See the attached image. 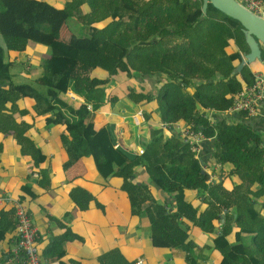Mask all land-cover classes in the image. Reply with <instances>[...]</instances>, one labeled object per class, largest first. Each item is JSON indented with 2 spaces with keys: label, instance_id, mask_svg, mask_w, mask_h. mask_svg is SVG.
I'll return each instance as SVG.
<instances>
[{
  "label": "trees",
  "instance_id": "obj_1",
  "mask_svg": "<svg viewBox=\"0 0 264 264\" xmlns=\"http://www.w3.org/2000/svg\"><path fill=\"white\" fill-rule=\"evenodd\" d=\"M202 8L203 0H67L63 8L47 0H0V31L6 41V49L0 47V133L12 137L39 166L45 155L30 138L31 124L17 122L14 112L48 116L47 127L65 123V167L90 158L103 179H122L133 215L144 213L151 223L154 247L178 249L188 264L207 262L190 238L192 229L199 228L213 238L211 249L222 256L220 264H264V139L237 117L228 120L226 113L234 96L253 83L250 65L234 74L241 52L250 49L240 22L211 3L205 15ZM65 25L86 45H68L61 38ZM32 42L48 47L50 55L40 77L21 84L15 80L27 63L7 61L6 51L26 53ZM230 44L239 50L228 54ZM124 77L135 84L127 98L143 107V123L151 132L150 142L136 154L120 144L115 125L97 129L94 121L103 107L119 102L115 91ZM25 100L32 102L28 111L18 107ZM151 119L171 127L184 123L202 133L212 141L221 171L204 169L188 144ZM139 168L165 194L175 196V209L136 182ZM71 197L83 211L96 201L84 188L73 189ZM8 224L17 231L11 212L0 220V241ZM64 244L56 238L45 249V259H58ZM100 259L102 264H137L118 250Z\"/></svg>",
  "mask_w": 264,
  "mask_h": 264
},
{
  "label": "crops",
  "instance_id": "obj_2",
  "mask_svg": "<svg viewBox=\"0 0 264 264\" xmlns=\"http://www.w3.org/2000/svg\"><path fill=\"white\" fill-rule=\"evenodd\" d=\"M73 43L78 45L81 42ZM230 45L232 48H229ZM230 45L226 49L228 54L239 50L235 45ZM0 47L6 49V41L1 31ZM43 52L41 48L36 49L29 43L26 53L6 51V58L9 62L15 61L16 66L27 63L22 69L23 75H29V78L34 74L37 76L35 80L42 74L43 61L49 57L44 58ZM244 55L241 52V57ZM256 63L250 65L253 76L262 74L253 69ZM240 64L241 62L235 64L236 69ZM123 82L127 84V89L124 88L122 95L115 92L120 99L119 102L112 108L107 106L102 109L105 115L111 116L115 108L120 119V122L115 124L120 144L130 153L136 154L143 150V145L150 142L151 132L143 123L145 117L143 107L137 106L127 98V91L134 83L127 77L123 78ZM146 84L154 88L150 80H146ZM31 106L32 102L29 100L18 104L21 110L27 111ZM4 113H10V109ZM140 113L141 117L138 116ZM14 115L17 122L25 120L31 124L30 138L42 149L45 161L36 166L31 158L22 154L20 146L12 137L0 133V197L7 201L0 204V220L10 212L16 217L15 203L23 204L37 229V244L41 249L44 264H59L60 261L67 264H102L101 256L115 250H118L128 262L142 259L145 264H188L186 254L178 249L153 246L151 223L144 213L139 216L133 215L130 197L123 189L122 179H103L90 158L82 159L69 168L65 167L68 154L63 136L67 135V124L47 127L48 116L32 117L28 113H19L18 109ZM239 115L223 117H227L228 120L237 117L236 120L250 125L264 139V103L254 117L246 116L241 119ZM129 116L136 131L134 136L125 126L128 124ZM151 123L157 127L161 126L160 121L155 119H151ZM138 124L139 127L135 128ZM211 142L206 140L201 144L196 158L201 161L204 169L215 168L219 172L221 169L215 165ZM43 173L46 174L44 178ZM135 177L137 183L149 187L160 204L167 205L169 210L175 209V196L167 195L159 189L144 169H137ZM214 177L212 175V182ZM75 188H84L95 197L96 201H92L85 211L80 210L71 197V192ZM149 204L147 202L145 207ZM6 230V238L0 241V264H8L3 260L6 255L12 253L18 241L17 232L12 230L11 225L8 224ZM56 238L65 240L63 252L56 260L45 259V249ZM190 238L202 249L200 255L208 257L207 262L202 259V264L221 263L222 256L211 249L213 238L210 235L204 234L199 228H194Z\"/></svg>",
  "mask_w": 264,
  "mask_h": 264
},
{
  "label": "built area",
  "instance_id": "obj_3",
  "mask_svg": "<svg viewBox=\"0 0 264 264\" xmlns=\"http://www.w3.org/2000/svg\"><path fill=\"white\" fill-rule=\"evenodd\" d=\"M247 10L257 16L264 15V2L262 0H236ZM73 100L81 101L82 98L74 93H70ZM264 103V75L255 74L253 83L245 85L243 89L234 96L232 106L226 111L227 115L243 114L247 117H254L258 109ZM91 109V107H89ZM142 116V113L140 115ZM138 119V118H137ZM163 129H172L179 138L188 144L192 151L199 153L201 144L206 140L202 133H196L187 127L186 124L178 123L172 125L161 124ZM7 202L4 197H0V204ZM16 205L17 220V244L8 258V264H44L41 249L37 244V229L27 208L21 203ZM137 264H145L142 259Z\"/></svg>",
  "mask_w": 264,
  "mask_h": 264
},
{
  "label": "water",
  "instance_id": "obj_4",
  "mask_svg": "<svg viewBox=\"0 0 264 264\" xmlns=\"http://www.w3.org/2000/svg\"><path fill=\"white\" fill-rule=\"evenodd\" d=\"M262 1L264 2V0ZM209 3L226 16L240 22L244 27L243 33L250 53L242 57L241 64L237 67L234 74L240 73L247 65L262 61L264 15L263 17L255 15L236 0H203L202 12L204 15L208 11Z\"/></svg>",
  "mask_w": 264,
  "mask_h": 264
},
{
  "label": "rangeland",
  "instance_id": "obj_5",
  "mask_svg": "<svg viewBox=\"0 0 264 264\" xmlns=\"http://www.w3.org/2000/svg\"><path fill=\"white\" fill-rule=\"evenodd\" d=\"M49 2H56V6L59 7V8H63L66 1L67 0H58L55 1V0H47ZM215 17L217 18H220L221 16L217 13L214 14ZM61 38L68 44L70 45L71 43H73L74 41H76V37H74L68 30L67 26L65 25L63 27V30L61 32ZM82 43V42H81ZM31 45H33L34 48L36 49H42L44 52H43V56L44 58H46L47 56L50 55V50L48 47H45V46H42V45H39L37 43H31ZM83 46L86 45V43H82ZM229 48H232V45H230ZM46 55V56H45ZM255 71H260L259 73H262V75H264V63L263 62H260L258 61L255 65H254V68H253ZM19 76L16 77V82H19L21 84H24V83H30L34 80V78H36L37 76L36 75H31L29 78L28 76L29 75H23V70H20L19 71ZM119 87L117 88V93H119L120 95H122V93L124 92L125 89H127L126 85L124 82H123V79H119ZM125 88V89H124ZM115 91V92H116ZM72 99V98H71ZM128 115H129V112H128ZM128 118V121H127V125H125L127 127V130H130L131 134L134 136L136 131L134 129V126H133V123L131 122V119H130V116L127 117ZM94 121H95V126L97 129H101V128H104V127H108V126H113L116 124V122H120V119L118 118V115H117V112L115 111V108H113V114L111 116H108V115H105L103 113V109L100 110V112H97L95 115H94ZM116 126V125H115ZM147 138V137H146ZM147 140V139H146ZM113 179V178H110V180Z\"/></svg>",
  "mask_w": 264,
  "mask_h": 264
}]
</instances>
